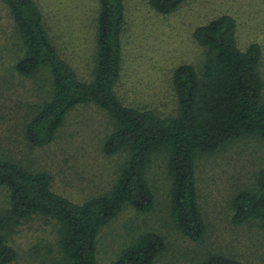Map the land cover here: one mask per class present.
Masks as SVG:
<instances>
[{"label":"rangeland","instance_id":"1","mask_svg":"<svg viewBox=\"0 0 264 264\" xmlns=\"http://www.w3.org/2000/svg\"><path fill=\"white\" fill-rule=\"evenodd\" d=\"M60 55L79 78L91 81L96 67V19L99 0H35ZM122 32L123 61L116 93L125 105L151 109L162 117L178 113L173 84L175 69L184 63L201 70L207 49L194 37L195 29L228 14L237 23L241 49L258 42L263 51L264 0H186L163 14L150 0H125ZM25 47L7 5L0 0V158L31 171L52 176L55 192L82 203L112 189L129 152L107 155L103 146L115 120L95 103L81 104L66 115L54 140L42 147L25 138L28 121L53 93L51 74L40 69L22 75L16 70ZM264 168V137L245 136L197 160L199 201L207 222L200 241L184 236L170 217L171 178L163 153L155 152L146 177L155 195L151 211L125 204L98 235V260L110 262L142 234L155 232L166 246L153 264H200L211 254L244 264H264V220L242 225L232 222L234 195L253 189ZM7 191L0 188V234L18 252L11 264H60L59 225L56 219L34 215L19 224L3 226Z\"/></svg>","mask_w":264,"mask_h":264},{"label":"trees","instance_id":"2","mask_svg":"<svg viewBox=\"0 0 264 264\" xmlns=\"http://www.w3.org/2000/svg\"><path fill=\"white\" fill-rule=\"evenodd\" d=\"M9 8L25 47L16 70L22 75L46 69L51 74L52 96L39 106L25 127V138L35 147L50 144L66 115L78 105L95 103L115 120L103 150L107 155L129 152L112 189L82 203L55 192L52 176L31 171L0 158V188L7 191L3 226L19 224L34 215L57 220L62 258L60 264H153L166 242L155 232L142 234L110 262L98 260V235L125 204L148 212L155 195L146 172L155 152L163 153L171 178L170 217L192 241L206 234L207 222L199 201L197 160L245 136L264 137V79L260 71L263 51L258 42L241 49L236 20L221 15L194 31L207 49L201 70L184 63L173 73L179 110L162 117L151 109L125 105L116 93L123 61L122 32L125 0H99L96 19L94 78L84 81L58 52L35 0H1ZM186 0H150L168 14ZM235 225L264 220V168L253 189L238 191L232 200ZM18 259L17 250L0 234V264ZM200 264H244L211 254Z\"/></svg>","mask_w":264,"mask_h":264}]
</instances>
